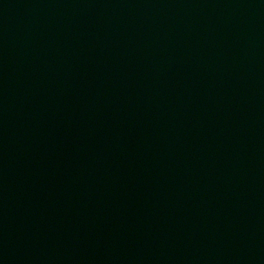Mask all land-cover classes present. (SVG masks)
<instances>
[{
	"label": "water",
	"instance_id": "95a60500",
	"mask_svg": "<svg viewBox=\"0 0 264 264\" xmlns=\"http://www.w3.org/2000/svg\"><path fill=\"white\" fill-rule=\"evenodd\" d=\"M0 264H264V0H0Z\"/></svg>",
	"mask_w": 264,
	"mask_h": 264
}]
</instances>
